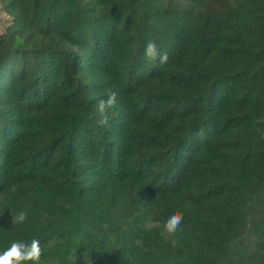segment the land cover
Returning a JSON list of instances; mask_svg holds the SVG:
<instances>
[{
	"label": "trees",
	"instance_id": "1",
	"mask_svg": "<svg viewBox=\"0 0 264 264\" xmlns=\"http://www.w3.org/2000/svg\"><path fill=\"white\" fill-rule=\"evenodd\" d=\"M0 3V252L264 264V0Z\"/></svg>",
	"mask_w": 264,
	"mask_h": 264
},
{
	"label": "clouds",
	"instance_id": "2",
	"mask_svg": "<svg viewBox=\"0 0 264 264\" xmlns=\"http://www.w3.org/2000/svg\"><path fill=\"white\" fill-rule=\"evenodd\" d=\"M144 54L148 58H158L163 64L168 60L167 52H159L157 46L153 42H147ZM116 104V93L112 92L107 99H101L98 102V111L103 114L106 108H110ZM26 220V213L19 212L14 223L22 224ZM182 223V213L173 210L169 213L165 220L164 229L167 233L176 232ZM41 258L40 241L33 238L30 242L13 241L10 246L0 252V264H39Z\"/></svg>",
	"mask_w": 264,
	"mask_h": 264
},
{
	"label": "rangeland",
	"instance_id": "3",
	"mask_svg": "<svg viewBox=\"0 0 264 264\" xmlns=\"http://www.w3.org/2000/svg\"><path fill=\"white\" fill-rule=\"evenodd\" d=\"M11 23H12V17L8 16L5 13L0 3V32L5 33V31L11 25Z\"/></svg>",
	"mask_w": 264,
	"mask_h": 264
}]
</instances>
